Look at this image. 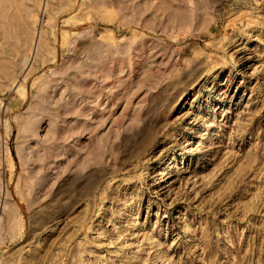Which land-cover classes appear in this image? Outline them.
<instances>
[{
    "label": "rangeland",
    "instance_id": "374dc122",
    "mask_svg": "<svg viewBox=\"0 0 264 264\" xmlns=\"http://www.w3.org/2000/svg\"><path fill=\"white\" fill-rule=\"evenodd\" d=\"M0 264H264V0H0Z\"/></svg>",
    "mask_w": 264,
    "mask_h": 264
},
{
    "label": "bare ground",
    "instance_id": "6f19581e",
    "mask_svg": "<svg viewBox=\"0 0 264 264\" xmlns=\"http://www.w3.org/2000/svg\"><path fill=\"white\" fill-rule=\"evenodd\" d=\"M33 43H34V49H36V39L33 40ZM32 47H33V45H32Z\"/></svg>",
    "mask_w": 264,
    "mask_h": 264
}]
</instances>
